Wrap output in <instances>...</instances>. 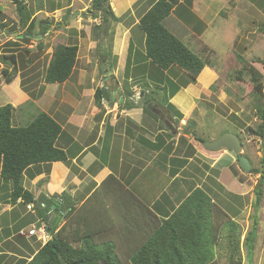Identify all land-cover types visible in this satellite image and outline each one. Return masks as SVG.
<instances>
[{"label": "crops", "instance_id": "0c3cea01", "mask_svg": "<svg viewBox=\"0 0 264 264\" xmlns=\"http://www.w3.org/2000/svg\"><path fill=\"white\" fill-rule=\"evenodd\" d=\"M155 1L109 0L117 22L112 21L110 25H105L107 34L112 36L111 48L107 53H100L99 59L107 65L106 72L110 75L112 83L117 84L119 97L114 99L108 89L110 99L103 98L98 107L94 102V92L99 88L93 83L92 92L90 91L89 97L84 99L81 94H84L85 90L80 89L83 82L78 81L74 88L78 90L77 96L80 100L77 102L75 98V102L70 103L69 112L62 113L64 105L69 103L67 99L58 102L59 110H56V113L51 115L46 112L62 129L56 146L65 152L69 164H42L38 165L39 168L30 167L24 172L23 187L36 199L42 195L51 198L62 193L67 194L73 213L67 220L62 218L54 232L65 225L74 246H80L82 239L90 236L97 247L112 244L121 254H131L178 209L181 208V213L187 214L186 216L197 218V201L192 199L184 206L196 190H200L217 204L214 201L216 195H212L217 188L213 183L219 184L220 180L223 181V174L220 173L227 171L235 161L232 152L225 150L222 154H212L202 148L201 142L197 143L193 138H183V134L178 132V123H183L184 117L187 120V114L194 104L191 102L186 107L181 101L175 100V96L188 86L190 91L193 87H206L214 75L210 66L202 69L194 84L180 86L175 95L169 97L168 102L182 114L178 123L173 121V110L168 111L167 107L159 105L154 98L151 99L154 106L148 105L149 113H145V106H142V86L149 83L147 79L152 73V67L150 61L145 58L144 34L138 23ZM183 5L182 0H179V5L171 12L169 17L175 16L176 19L173 25L187 30V33L193 32L192 36L197 39L200 36L202 38V34L195 33L201 30L198 31V28L202 25L204 30L208 27L204 18L207 22L212 18L207 12L208 2L204 4L202 1L197 10L195 3L191 9L182 8ZM174 26L169 28L165 25L177 37V29ZM90 46H96L95 41H91ZM200 49H203V46ZM180 71L182 74V70ZM202 74L203 80L200 79ZM86 76L88 77L84 70L83 74H78L77 77ZM95 77L94 73L90 79ZM51 85L54 88L61 84ZM107 87L109 86L102 88ZM68 88L70 90V86ZM191 92L194 93L193 90ZM59 94L61 97L66 93L59 91ZM22 98L26 102L28 97L24 95ZM120 98H123L122 102L119 101ZM140 100L141 106L137 104ZM83 101H86L84 106ZM150 111L160 121L151 119ZM59 115L61 117L57 119ZM112 135L120 138H110ZM93 147H97L96 152L92 150ZM218 171L219 177L215 178L213 174L216 172L217 175ZM233 174H230L231 181L237 182L235 190H238L240 183ZM225 181H228L227 178ZM226 184L228 185V182ZM8 185L1 184L0 190ZM10 190L0 196V234L3 236L0 237V264H24L45 243L36 235H28V232L34 229V222L38 224L41 219L38 211H33L35 205L25 204V211H30L35 221L31 222L27 232L26 227L17 225L21 218L19 220L20 212L16 211L21 210L20 207L23 210L24 203L20 199L11 203L8 198ZM235 193L238 195V192ZM55 200L62 204L59 198ZM28 205L30 208H27ZM219 207L226 213L224 207ZM180 220L182 219L178 218L174 222L180 223ZM20 231L24 235H20ZM48 236H51V233L48 232Z\"/></svg>", "mask_w": 264, "mask_h": 264}, {"label": "rangeland", "instance_id": "374dc122", "mask_svg": "<svg viewBox=\"0 0 264 264\" xmlns=\"http://www.w3.org/2000/svg\"><path fill=\"white\" fill-rule=\"evenodd\" d=\"M202 1L204 4L208 2L207 12L212 17L211 19L208 17L209 22L204 18L208 24L207 31L202 29L204 25L197 27L198 31L201 30L196 31L195 34H202V38L200 36L197 39L196 36H192L193 32L187 33V30L177 28L176 24L174 26L175 16L168 17L164 21L166 27L174 26L177 29V37L182 42L188 44L190 49L210 62V69L214 73L213 79L206 87L191 86L194 88L191 89L194 91L192 94L190 89H187L190 87L188 86L176 94L175 100L181 101L186 107L191 102L194 104L192 110L188 114L186 113L187 120L184 117L183 123L177 122L178 132L183 134V138H193L197 143L200 140H214L223 133L234 134L242 142V155L248 160L250 169H258L261 159L264 158V141L262 137L251 134L247 128L257 130L262 123L257 106L264 108V89L262 96L253 95V86L249 76L244 75L239 81L235 75L244 67L243 62H245L262 75L264 83V0H182L184 4L182 8L190 7L191 9L195 3L197 10ZM23 3L27 6L28 19L22 23L14 3L9 0H0V22L3 26L0 27V106L11 104L14 107L12 125L17 127L25 126L41 111L51 115L56 113V110H59L57 104L62 99L69 101L68 105H64L62 108V113L69 112L70 103L75 102V98L77 102L80 100L77 96L79 92L74 88L79 82H83L80 89L85 90L84 94H81L84 99L89 97L88 94L93 88V83L97 88L106 87L112 83L110 75L106 76L107 65L103 61L100 62L99 59L100 53L110 51L112 36L111 34L106 35L102 30H99L97 34L94 33L97 32L94 26L99 22L92 20L90 14L87 13L91 0H23ZM65 16L66 19H64ZM39 22L48 24V29L43 37L37 36ZM110 24L108 23V25ZM185 26L191 28L190 25L185 24ZM23 34H27L28 37L23 39ZM39 41L42 43V48L38 47ZM91 41H95L96 46L91 47ZM57 44H75L78 46V52L76 64L67 83L59 86L53 85V88L51 84H46L43 78L53 49ZM199 46L200 48L203 46V49L198 48ZM10 55L16 58L18 65H16V74L13 76L12 82L5 84L2 70L4 68L12 70L13 65L8 57ZM151 67L152 73L147 79L149 83L143 84L142 88L151 91L150 102L152 104L151 99L154 98L159 105L167 107L166 102L170 96V88L174 86L171 83L184 84L186 80H190L176 67L165 73H156L162 71L155 64L151 63ZM84 70L88 77L78 78V74H83ZM94 73L96 77L90 79ZM203 77L204 74L200 79L203 80ZM107 82L109 83L107 84ZM59 91L61 93L65 91L66 94L60 97ZM24 95L28 97L26 102L22 98ZM85 103L86 101H83L82 105L84 106ZM170 110L168 108V111ZM172 115L175 117L174 110ZM150 116L151 119L160 121L151 111ZM60 117L61 115L57 119ZM175 130L177 132L176 127ZM188 135L190 136L187 137ZM110 138L120 137L112 135ZM92 150L96 152L97 147H93ZM224 151L210 153L222 154ZM234 158L235 161L231 165L228 163L230 168L227 171L224 173L218 171L217 175H215L216 172L213 174L215 178L219 177V173L223 174V181L219 179V184L213 183V186L217 187H214L215 192L212 193V195H216L214 201L217 205L225 208L226 215L228 213L227 216L232 220L219 231L218 239L214 245H210V250L216 256L218 264H248V253L244 245L245 238L252 230L254 220H256L252 264H264V180L262 197L259 205L256 206L255 188L259 176L249 172L244 173L236 161V156ZM34 167L39 168L40 166ZM231 168L236 171L235 175ZM231 173L240 183L238 190H235L238 186L237 182L231 181ZM25 174L27 175V172ZM226 178L228 181H225ZM9 189L10 184L0 190V196L6 194ZM235 192H238V195ZM22 206L23 210L20 207L21 210L16 211V213L20 212L19 220L21 218L17 225L26 227L25 231L27 232L32 225L31 222L35 219L30 215V211H25V204ZM33 211L38 210L35 208ZM41 222L40 220L38 224L34 222L35 230L46 225ZM237 225L241 233L240 257L236 256L233 261H230L229 252L225 251V247H222L220 242H224L228 229H233V226ZM57 228L56 225L55 229L57 230ZM0 237L3 238L1 234ZM207 238H210L208 234ZM219 245L220 249L217 248ZM206 247L209 248V246Z\"/></svg>", "mask_w": 264, "mask_h": 264}, {"label": "trees", "instance_id": "16d2710c", "mask_svg": "<svg viewBox=\"0 0 264 264\" xmlns=\"http://www.w3.org/2000/svg\"><path fill=\"white\" fill-rule=\"evenodd\" d=\"M14 3L19 12L20 20L28 19L27 6L23 0H9ZM179 5V0H156L145 14L139 19L138 27L144 34V52L146 60L155 64L163 73L176 67L186 74L190 81L184 84L172 82L174 86L170 88V96L173 97L181 87L194 84L196 78L205 66H210L207 59L202 58L184 42L174 36L164 25V20L168 18L175 7ZM92 20L99 21L94 29L102 30L107 34L105 25L110 22H117L110 6L109 0H91L90 9L87 11ZM26 17V18H25ZM46 22H39V32L37 36L43 37L48 29ZM0 27H3L0 22ZM28 34V33H27ZM23 34L22 38L28 37ZM30 34V33H29ZM108 35V34H107ZM31 37V36H29ZM38 47L42 48L41 41ZM14 45V44H12ZM77 45L57 44L51 54L44 73L46 84H62L69 79L77 61ZM12 63V70L4 68L2 76L5 84H10L16 74L18 62L13 55L8 56ZM244 63L235 75L241 81L244 75H248L253 86V95L262 96L264 83L262 75L253 67ZM248 66V67H247ZM127 69V65H126ZM170 72V71H169ZM176 82V81H175ZM144 94V111L149 113L151 91L142 89ZM108 88H99L94 92V102L100 107L103 98L110 99ZM256 97V96H255ZM169 101V98H168ZM168 108L174 110V120L182 119V114L169 102ZM133 103V102H132ZM15 109L11 104L0 106V185L10 184L8 194L9 201L15 203L20 199L24 204H33L38 210L39 218L46 224V229L51 233L49 221V211L51 205L55 204V211L61 214L62 218L69 219L73 213V207L67 199V194L46 198L40 196L38 199L23 187L24 172L30 167L38 165H50L54 162L69 164L65 152L56 146L57 138L62 129L60 125L46 112H39L25 126H13L12 117ZM262 120L257 130L247 128V130L262 137L264 141V108H258ZM172 117V116H171ZM177 117V118H176ZM177 121V122H178ZM200 140L199 142H202ZM237 159V158H236ZM238 163V160H236ZM234 175L236 171L231 168ZM249 173L258 175L255 188V202L259 205L262 197V185L264 180V158L258 169L251 168ZM184 206L192 199L198 203L197 218L186 216L182 209H178L168 219L163 221L162 226L156 229L152 236H149L144 243L131 254L123 255L117 251L112 244H104L97 247L90 236L82 239L80 246L73 245L71 235L67 233V227L63 225L58 231L52 233L50 238L37 250L28 262L24 264H218L216 256L211 253L210 245H214L218 239L219 231L224 225L231 222L221 208L212 202L200 190H196ZM59 198V201L55 200ZM59 205L60 207H58ZM194 206V204H192ZM195 207V206H194ZM196 208V207H195ZM182 215V216H181ZM178 218L180 223L174 221ZM174 222V224H172ZM256 220L252 230L245 238V248L247 251L248 264H252L253 243L256 237ZM224 242L220 245L229 252L228 258L233 261L240 257V236L239 226L228 229ZM209 235V239L207 238ZM220 245L217 247L220 249ZM206 246H209L207 248ZM207 248V249H206ZM209 250V251H208ZM239 262V258H238Z\"/></svg>", "mask_w": 264, "mask_h": 264}, {"label": "water", "instance_id": "95a60500", "mask_svg": "<svg viewBox=\"0 0 264 264\" xmlns=\"http://www.w3.org/2000/svg\"><path fill=\"white\" fill-rule=\"evenodd\" d=\"M66 18L67 17L65 16L64 19ZM106 76H108V73H106ZM108 86L113 94L114 99L119 97L117 93V89H118L117 84L109 83ZM119 101L122 102L123 98H120ZM141 102L142 101L140 100L137 104L141 106L142 104ZM142 106H145V104H143ZM200 144L202 148L206 150L207 152H217L222 149L232 152L238 160V165L240 169L244 173L249 172L250 164L248 160L242 155L243 145H242V142L240 141V138H238L236 135L231 134V133H223L218 138L212 141H202ZM55 206H56L55 204L51 205L50 211L48 212L50 215L48 222L51 224V235L54 232L55 226L57 225V223L62 219L61 214H57L56 211L54 210Z\"/></svg>", "mask_w": 264, "mask_h": 264}, {"label": "built area", "instance_id": "2783aa9c", "mask_svg": "<svg viewBox=\"0 0 264 264\" xmlns=\"http://www.w3.org/2000/svg\"><path fill=\"white\" fill-rule=\"evenodd\" d=\"M27 208H30V206L28 205ZM43 223V222H42ZM20 235H24L23 232H19ZM29 236H37L39 240H41L42 242H46L50 236H48V232L46 231V226L42 225L41 227H39L37 230H30L28 232Z\"/></svg>", "mask_w": 264, "mask_h": 264}, {"label": "clouds", "instance_id": "9594fccd", "mask_svg": "<svg viewBox=\"0 0 264 264\" xmlns=\"http://www.w3.org/2000/svg\"><path fill=\"white\" fill-rule=\"evenodd\" d=\"M109 88V87H108ZM131 99V98H130ZM131 100H133V99H131ZM44 223V222H43ZM47 227V226H46Z\"/></svg>", "mask_w": 264, "mask_h": 264}]
</instances>
